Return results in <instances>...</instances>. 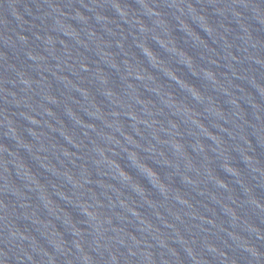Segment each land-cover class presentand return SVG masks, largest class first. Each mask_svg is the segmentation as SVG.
<instances>
[{"label":"water","instance_id":"obj_1","mask_svg":"<svg viewBox=\"0 0 264 264\" xmlns=\"http://www.w3.org/2000/svg\"><path fill=\"white\" fill-rule=\"evenodd\" d=\"M0 264H264V0H0Z\"/></svg>","mask_w":264,"mask_h":264}]
</instances>
